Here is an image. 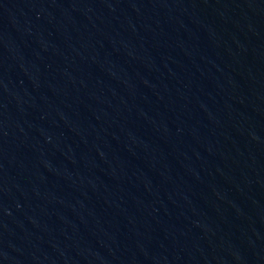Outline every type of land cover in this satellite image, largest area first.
<instances>
[{
    "label": "water",
    "instance_id": "water-1",
    "mask_svg": "<svg viewBox=\"0 0 264 264\" xmlns=\"http://www.w3.org/2000/svg\"><path fill=\"white\" fill-rule=\"evenodd\" d=\"M159 264H264V0H128Z\"/></svg>",
    "mask_w": 264,
    "mask_h": 264
}]
</instances>
